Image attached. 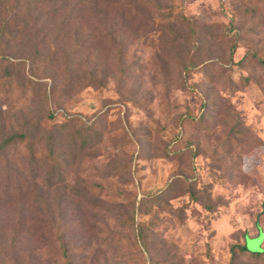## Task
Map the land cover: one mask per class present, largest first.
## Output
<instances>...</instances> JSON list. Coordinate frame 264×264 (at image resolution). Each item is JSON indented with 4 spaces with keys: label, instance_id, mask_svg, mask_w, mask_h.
Here are the masks:
<instances>
[{
    "label": "rangeland",
    "instance_id": "obj_1",
    "mask_svg": "<svg viewBox=\"0 0 264 264\" xmlns=\"http://www.w3.org/2000/svg\"><path fill=\"white\" fill-rule=\"evenodd\" d=\"M11 29L0 137L15 117L98 127L82 149L53 144L60 181L43 138L34 160L0 154V264H264L236 250L244 233L264 248V0H18ZM1 64L21 88L4 93ZM177 177L173 212L140 214Z\"/></svg>",
    "mask_w": 264,
    "mask_h": 264
},
{
    "label": "trees",
    "instance_id": "obj_2",
    "mask_svg": "<svg viewBox=\"0 0 264 264\" xmlns=\"http://www.w3.org/2000/svg\"><path fill=\"white\" fill-rule=\"evenodd\" d=\"M18 0H0V40L3 41L4 36L5 41L8 39V37L13 36V31L11 29V17L12 13L15 12L17 7ZM170 17H174V19H180L179 15L173 16L171 12H168L166 14L161 15V19H164L167 21ZM181 23L185 22L187 19L185 17L181 18ZM198 38L201 39L203 36L201 33L197 32ZM236 46V42L233 43L232 46H230L229 52L230 56L233 54L234 49ZM28 58H22L19 60L16 64V66H24V62ZM1 61V59H0ZM256 64L264 69V58H257ZM1 66L4 68L5 71L4 74L1 77L2 86H4L5 92L8 93V90L21 88L23 84H21L20 87L15 88V78L17 79V75L12 76L11 70L8 69L6 66L1 64ZM4 76V77H3ZM30 79V78H29ZM29 79L25 80V86L31 84L32 82L35 84L36 81H31ZM89 85H94L93 78H91V82ZM3 90V88H2ZM16 120H14L15 129H10L8 132H6L5 135L0 137V154H2L6 151L7 148L11 146H17L22 145L26 149L29 155L30 160H34V157L36 156L35 150L33 148V144L35 141H41L40 139L44 140L46 143V147L48 148L47 154L44 157V159L41 161L44 164L50 163L47 165L46 174L44 177V181L47 183H52L53 178L55 177L56 180L60 181L62 178L61 171V165H59L54 156V149L53 144L57 143L58 141H64L62 140V137L64 135L67 136L69 139V143L71 145L72 149H76L79 147V149H82V147L90 142L91 139H93L96 136V130L97 125L96 122L93 121L92 123H86L83 122L79 117H75L73 120L75 121H63V122H53L51 126H42L40 123H36L34 125H29L28 123L24 121H17L18 117H15ZM76 122V123H75ZM41 125V126H40ZM58 177V178H57ZM179 184L181 183L179 177H177L175 180H172L163 190L146 196L142 195L139 198V202L137 205V210L140 212V214H151L152 206L162 207L163 209L167 210L168 212L172 213L175 207L168 203V197L173 191L174 186L173 184ZM148 205V206H147ZM134 214V213H133ZM153 219V214H152ZM131 220L133 222V230L135 234V239L141 247L148 253L149 247L146 243L145 235H144V228L147 226V222L145 221H135V218L132 216ZM257 230L259 232L260 227L257 226ZM263 232V231H262ZM260 233V232H259ZM247 234L244 233L242 237V243L236 244V250L240 252V254L244 255L245 257H248L249 259L256 261H262L264 260V248L261 252H251L246 248V238ZM58 237L60 239V235L58 232ZM237 252L233 251L232 248V260H235ZM262 259V260H261ZM156 264V263H155ZM159 264V263H158Z\"/></svg>",
    "mask_w": 264,
    "mask_h": 264
},
{
    "label": "crops",
    "instance_id": "obj_3",
    "mask_svg": "<svg viewBox=\"0 0 264 264\" xmlns=\"http://www.w3.org/2000/svg\"><path fill=\"white\" fill-rule=\"evenodd\" d=\"M255 233H256V236H258V235L260 234V233L258 232V230H256V232H255ZM255 233H254V234H255Z\"/></svg>",
    "mask_w": 264,
    "mask_h": 264
}]
</instances>
